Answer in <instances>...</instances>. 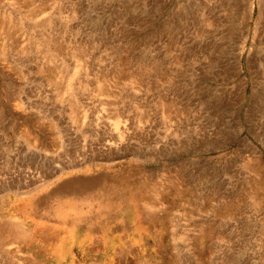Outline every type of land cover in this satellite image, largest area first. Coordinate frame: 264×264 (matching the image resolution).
Instances as JSON below:
<instances>
[{"label":"rangeland","instance_id":"obj_1","mask_svg":"<svg viewBox=\"0 0 264 264\" xmlns=\"http://www.w3.org/2000/svg\"><path fill=\"white\" fill-rule=\"evenodd\" d=\"M52 160L116 227L29 214ZM0 178V264H264V0H0Z\"/></svg>","mask_w":264,"mask_h":264},{"label":"bare ground","instance_id":"obj_2","mask_svg":"<svg viewBox=\"0 0 264 264\" xmlns=\"http://www.w3.org/2000/svg\"><path fill=\"white\" fill-rule=\"evenodd\" d=\"M83 140L85 139L83 138ZM121 140L122 138H117L116 141L115 140L111 141L109 138L108 140L103 139L100 141L97 139L96 141H98L99 143H96L94 141L95 143L93 144H97L102 149H107L108 147L118 148L119 144L121 143ZM82 144H84L83 148L84 146L90 147V143H82ZM97 152H98L97 153L98 155L100 156L103 155L99 151ZM91 160H88V161H91ZM54 161L53 160L52 162L50 161L51 163H53L52 164L53 166L47 165L50 168L49 171L45 170L43 172V174L46 173L45 175L42 176L44 179H46L45 182L44 181L43 182L44 183L52 182L53 179H57L58 177L60 178L62 177V179L59 180L60 179L59 178L58 179L59 181H57V183H55L50 189L42 191L41 194H39L37 197H34V199L30 201L31 206H29V210H28L29 214L32 215L33 217L44 219L46 221L56 220L67 227H71L73 229L80 230V231H86V232H93V231L99 230L101 227L107 228L105 229V231H108L109 228L111 229L113 227H116L117 226L116 224H114L113 226H110L111 223H113V221H116L118 219V216L125 214L126 211L129 209V205L131 202V191L128 188V185H131V182H132L131 177L125 176L123 175L124 172L121 174L115 171V169L93 173L92 165H88L87 166L88 168L86 167L82 168V170H85V173L79 175V177L75 179L63 178L62 173L66 169H73V170L78 169L76 168L77 163L74 165H62L63 162L60 161V163H62L61 164L62 166L61 165L58 166L57 164H54L55 163ZM68 162L70 163L69 160ZM57 163H59V161ZM70 164H72V162ZM54 165H57V166H54ZM31 167L34 168V165ZM27 168L30 170L29 167ZM39 169L40 168L38 169L36 168V170H39ZM30 181H23L22 184L26 185L25 182H28L29 184H34V182H30ZM39 187H42V185L34 186L33 190ZM15 189L19 190V187H15ZM21 193H25V192L22 191ZM28 217L26 216V218ZM129 218L131 217L129 216ZM4 226L5 224H1L0 228L3 229ZM1 236H2V233H1Z\"/></svg>","mask_w":264,"mask_h":264}]
</instances>
